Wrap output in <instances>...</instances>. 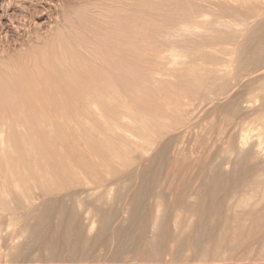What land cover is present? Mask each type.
<instances>
[{"label":"bare ground","instance_id":"6f19581e","mask_svg":"<svg viewBox=\"0 0 264 264\" xmlns=\"http://www.w3.org/2000/svg\"><path fill=\"white\" fill-rule=\"evenodd\" d=\"M120 1L128 6L134 14L141 16L150 26L155 25L157 22L169 21L170 34H168V37L175 36L174 38L176 39V36L186 32L190 33V31L196 32L195 30L198 28L195 26L198 25V22L197 24L195 23L196 20L195 22L192 21V25L191 23L188 24V19L191 18L193 11L196 10L195 1H197L196 4L201 5L198 0L193 1L194 4L190 3V0H118V2ZM128 12L130 11L128 10ZM202 21L204 23L207 22L203 19ZM166 26L165 30L168 29ZM107 29L109 28L107 27ZM210 29L212 28L210 27ZM120 30L122 31V29ZM194 32L192 34L197 33ZM251 32H253L251 36L252 43L250 45L243 43L244 45L241 46L245 48L239 46L240 55L235 52L239 56L236 59L239 64H237L238 68L230 77L226 76L224 78L227 83L222 84L220 82L222 85L217 88V94L226 92L229 84L233 83V81L240 83L246 78V75L250 74L253 76L255 74L254 77L251 76L252 79L248 83L249 85H254L258 81H262L260 84L254 85L253 90L250 91L254 99L260 101V103L254 106L249 99H239L240 101L236 102L233 99L232 101L234 102L231 105L228 103L231 109V113L227 112L229 117L227 116L228 119L226 120L229 130L225 133V127L223 128L221 124L224 132L218 139L221 141L220 150L212 154V158L209 161L210 182L213 184L210 190L211 195L208 193L209 197L196 201L193 198L196 196V192H192V190L190 192L189 190L190 193L185 195L183 194L185 190L180 192L179 188L178 192L182 193V195H178L176 206L178 209L184 210V213L174 210L177 214L169 217L174 220L172 227L168 226L172 221L169 222L166 210H163V213L162 211L160 212L161 204L157 202L154 206H148L140 196L136 195L138 191L132 195L129 193L131 191L126 192L127 194L129 193L128 200L127 198L124 199L122 190L116 189L117 187H125V182L127 184L139 174L138 170L142 165L141 161L147 158V153L161 139L172 130L176 132L180 127H183L185 131L189 130L191 128L190 125H192L191 121L186 122L183 120L184 118L180 113L178 114L180 117L176 116L178 117L177 121H183L182 124L180 123L181 126L178 124L179 126L176 127L177 123H174L168 117V119L164 118L166 114L164 117L157 115V118L154 116L153 125L144 126L141 129L139 126L136 127L133 121L126 122L125 119L130 120L126 118L128 117L127 114L120 110L112 117H105L107 120L96 122L94 120L100 118V114H96L100 113L97 112L99 106L96 98H108L111 96V92L103 88L104 84L107 86L105 82L108 81L109 74L107 76L105 74L99 75L96 79L93 77L85 78V81L81 84L86 85V87L82 88L81 84L80 86L75 85L68 74L64 72V69L55 62L52 63L50 71L42 74L43 71L39 68L41 73L37 74L39 70L37 73L30 72L32 67L35 69L37 66L35 67V64H33L30 67L24 54L21 55L24 52V48L16 51L18 56L15 57V59L17 58L15 63H13L14 60L13 62L8 61L6 64L3 61L11 55L8 57L9 52L5 47L0 49V118L4 119L3 121L7 120L4 123H0V168L5 172H2L5 176L9 174L11 177H26V179L32 177L40 182L39 185L42 187V192L38 194L35 192L36 194L34 195V186L32 188L31 185H25L24 192L21 193L19 191L20 187H16L15 190H12V188L7 190L5 189L7 184H0V243L1 240L3 241L2 244L4 243L3 251H1L3 247L0 248V264H239V262L246 260L250 264H264V22L260 27L253 28ZM183 35L186 36L185 34ZM42 38L44 37H39L38 35L39 40ZM44 41L46 42L47 39ZM143 43L141 42V45ZM202 47L204 48L205 46ZM142 48L144 47L142 46ZM174 50L170 51L169 48V51H166L167 53L164 56L175 58L176 51ZM72 51L74 52V49ZM20 55L25 60H22ZM44 55L42 60H45ZM75 55L74 53V57ZM69 57L72 58V55ZM116 58L117 66L121 68L123 64L121 54L116 56ZM169 58L167 57L168 60ZM104 59L106 58L104 57ZM163 59L165 61V58ZM175 59H178V56ZM33 60L35 63V59ZM173 60L171 63H173ZM47 63H44L46 67H48ZM84 66L87 65L84 64ZM210 67L212 68V66ZM234 67L236 66L234 65ZM206 68L204 69L205 72ZM34 69L32 68V70ZM100 69L102 70V67ZM210 70L208 72H211ZM86 71L88 73L89 70L86 69ZM157 73L159 72L157 71ZM206 75L208 76L209 74L207 73ZM203 76H201L202 79H204ZM208 78L207 80L210 81ZM205 79L204 82L207 81ZM211 80L214 79L211 78ZM166 82L168 83V81ZM137 84L142 83L138 82ZM192 84L194 85V83ZM212 86L214 87V84ZM201 87L204 88L205 86ZM197 90L208 91V88H198ZM193 91L197 92L196 90ZM217 94H215L214 98L217 97ZM228 94L230 95V93ZM114 96L113 98H115ZM187 98L190 99V97ZM114 105L116 106V104ZM63 106H66L70 111L67 116L69 119L66 122H59L58 119L55 122L49 121L52 118L51 115ZM121 106H124V104H121ZM226 107L229 108L228 106ZM112 108L114 109L113 106ZM220 108H222V105ZM227 108L224 109L226 110ZM128 111L131 112L133 110L130 111L128 109ZM194 113L193 110H189L183 116L194 115ZM27 116H31L34 119L33 126L37 129L36 132L40 134V143L30 142L27 140L29 133H25L17 136V143L22 146L20 150L5 149L4 126L13 130L24 127L27 124V120L24 123H21L23 121L16 122V120L25 119ZM234 117L235 119L236 117L242 118L241 122L234 124ZM10 118H13L15 123H10L8 121ZM248 119L249 122H247ZM98 120L101 121L100 119ZM238 123L239 127L236 130ZM71 127L82 129L84 133L80 135L71 133ZM22 129L26 132L28 130H26V127L25 130L24 128ZM137 131L139 134H136ZM8 135L10 134L7 133L6 136ZM168 136V139H163L164 141L157 152L153 153L150 159L152 163L158 162L161 165L174 162L178 164L180 159H188L191 156L192 152L187 153L189 149L186 152L180 148V145L184 142V134ZM9 137H7V142L10 141ZM218 140L215 142L217 143ZM8 145H11V143ZM214 146L215 144L209 146V148L211 147L210 151H212ZM200 154L202 155V153ZM192 155L194 156L193 153ZM197 161L199 162L200 158ZM17 163L25 165L27 172L23 174L19 172L18 166L16 167ZM170 165L171 169H174L172 164ZM229 165H233L230 175L225 173L224 170L226 168L227 171V166ZM155 169L158 170V168ZM165 169L164 171L166 172ZM146 175L148 176V174ZM162 175L164 174L162 173ZM171 175L169 173V177ZM143 176L141 175V177ZM244 177L247 180L241 187H244L243 189L249 188L253 193L238 195L239 193L236 192L238 187L236 190L234 186L237 185H234L232 187L235 191L231 190L235 193L231 195L219 194L223 191L220 190L218 192L217 183L224 181L235 183L239 180L241 181ZM158 181L161 182L162 180ZM156 182V176H152L148 185L142 187L152 190L155 188ZM162 182L164 183V180ZM162 182L159 188H161ZM62 184L68 185L67 188H63L65 185L62 187ZM169 184H171L170 181ZM192 186L194 187V185ZM34 190L36 191V188ZM245 190L244 192L248 191ZM126 191H128L127 188ZM192 198L195 201H192ZM38 199L41 200L39 203L36 202ZM16 225L18 226L17 229H15ZM13 226V230L9 229V227ZM219 227V231L216 232L215 230H218ZM230 231H232L231 236L228 234ZM231 259L234 261H227Z\"/></svg>","mask_w":264,"mask_h":264},{"label":"rangeland","instance_id":"374dc122","mask_svg":"<svg viewBox=\"0 0 264 264\" xmlns=\"http://www.w3.org/2000/svg\"><path fill=\"white\" fill-rule=\"evenodd\" d=\"M193 1L195 0H190V3L194 4ZM198 1L201 2V5L199 4L200 5L199 6L198 4H196L197 1H195L194 5H195L196 10L193 11L194 16L192 14L191 18L188 19V24L191 23V25H192V21L195 22L196 20L195 22L196 24L198 22V25H195L198 27L197 28L198 31L195 30L197 33L194 31H190V33L186 32V33H183L186 36H184L183 34H180L176 36V39H175L174 38L175 36L168 37V34H170L169 23H168L169 21L168 22L166 21L167 23L163 21L157 22L155 25L150 26L141 16L134 14V12H132L128 6L124 5L122 1L118 2V0H103V1L102 0H9V1L0 0V49H3L5 47V49H7L9 52L8 57L11 55L9 58L3 61L4 64H6L8 61L13 62L14 60L15 61L13 63H15L17 61V58L15 59V57L18 56L16 51L18 49L24 48L23 51L25 53L23 52L21 55L24 54L25 59L30 64V67H32L33 64H35V67L37 66L36 67L37 70H35L36 68L34 69V67H32L35 71L32 70L31 68L30 72L33 71L37 73V71L39 70V73L37 74H40L41 73L40 69H42L41 71H43L42 72L43 74L46 71H50L52 68V63L55 62L62 69H64V72L68 74V76L73 80V82L77 86H80V84L83 81H85V78L88 79V77L90 78L93 77L94 79H96L99 75L105 74L107 76L109 74L108 75L109 78L107 81L108 83L105 82L107 86L104 84L103 88H106L107 90L111 92V96H110L111 98L110 97L96 98V102L99 106L97 112H100V113H96V114H100V118H97L94 120L96 122H102L103 120H107L108 117L110 116L112 117L113 115H116V112H120V110L123 113L127 114L128 117L126 118H128L130 121L125 119L126 122L133 121L135 122L134 123L135 126L136 127L139 126V128L141 129H143L144 126L153 125L155 121L154 116H156L157 118V115L159 117L161 115L162 117H164L166 114V117L164 118L168 117L174 123H177L176 127H178L179 125L181 126L183 120H185L186 122L191 121L192 125H190L191 128L189 130L185 131L183 127H180L179 130H176L177 133L175 132V130H172L171 131L172 133L170 132L168 135L172 137V136H176L177 134H182V135L184 134V137H183L184 142L183 144L180 145V148L184 149L186 152L189 149L187 153L192 152L194 156L191 153V156L188 159L182 158L180 159V162H178V164L174 162L161 164V165H159L160 163L158 162L152 163L150 159L153 156V153L157 152L161 143H163L164 140L168 139L169 136L166 135L163 138L164 140L161 139L160 142L157 143L154 146V148L147 153V158L144 161H141L142 165L144 166L142 167L141 165L139 167V170H138L139 174L136 175V176L138 175L140 176L133 177L132 181L130 180L129 182H127L128 185L125 182L124 184L125 187H117V189L115 188L116 190H119V189L122 190L124 199L127 198L128 200L129 193H131L130 195H132L134 192L138 191L136 195L140 196V198L143 199L145 203L148 204V206L150 205L154 206L157 202L161 204L162 207L159 208L160 212L162 211L163 213V210H166V212L168 213L167 215H168L169 222L172 221L168 225L171 227L173 226L174 220L173 218H169V217L170 216L172 217L174 214H177L176 211H178L179 213L181 212L184 213V210H180L176 206V200H177L178 195H182V193L180 192L182 191L184 192L185 190V192L183 193L185 195L189 194L191 190L192 192H196V196L193 197L196 201L198 200L201 201L205 197H209V195H211L210 190L212 189L213 184H211L210 182L209 161L212 158L211 157L212 154H215L216 152L220 150L221 141H219L218 139L223 135L224 129L226 130L225 133H227V131L229 130L226 124V120L229 117V113H231L230 105L232 104V102L240 101L239 99L241 100L249 99L251 100L250 103L253 104L254 106L260 103V101H256L254 99V97L250 94V91L253 90L254 85H258L262 81H258L254 85L250 84L252 86H250L248 83L249 80H251L252 77L255 76V74L253 76L250 74L246 75L245 76L246 78L240 83H238L237 81H233V83L229 84L226 92L222 94H217L218 93L217 88L220 87V85L227 83V81H225L224 79L226 76L230 77L232 74L236 72L238 65H239L236 59L237 57H239L237 54L240 55L241 53L240 52V47H242L241 45H244L243 43L250 45L252 43L251 36L253 35V32H251V30L253 28L260 27L262 23L264 22V19H263L264 18L263 17L264 16V0L263 1L262 0H249V1L247 0H243V1L242 0H198ZM244 1L246 2L244 3ZM115 2H118L119 4ZM8 4L10 7L8 6ZM128 10L130 12H128ZM202 19L205 20V22L206 21L207 22L204 23ZM9 20L10 21L12 20V21L10 22ZM12 24H14L13 27H12ZM164 25L165 26L168 25L166 26L168 29L165 30ZM107 27L109 29H107ZM199 27H201V29H199ZM210 27L212 29H210ZM120 29H122V31ZM92 31H96V32H92ZM108 32L111 36L108 34ZM122 32H123V35H122ZM193 32L196 34H192ZM199 33L201 36L199 35ZM38 35L39 37L42 36L44 38L39 40ZM45 39H47L46 42L44 41ZM238 40H240L241 42ZM86 41L88 44L86 43ZM114 41L116 44L114 43ZM140 41L144 43L141 45ZM117 43L120 45H118ZM142 46L144 48H142ZM202 46H205V47L203 48ZM169 48H170V51L175 49L174 50L176 51L175 58H177L178 56L179 60L172 58V57L171 59L167 55L164 56V54H166L169 51ZM242 48H245V47H242ZM73 49H74V52L72 51ZM63 52L65 53L63 54ZM105 52H107V54H105ZM74 53L76 54L75 57H74ZM43 54H45L44 55L45 60H42ZM120 54H121V58L123 62L121 68L117 66V58H116V56ZM71 55H72V58L69 57ZM104 57L106 59H104ZM167 57L169 58V60L167 59ZM163 58H165L166 62L164 61ZM25 59H22V60H25ZM33 59H35V63ZM173 59L175 60V62ZM172 60H173V63H171ZM31 61L32 63H30ZM43 62L44 63L48 62L47 63L48 67H46V64H44ZM59 62H62V63H59ZM1 64L3 63L1 62ZM84 64H86L87 66H84ZM198 64H200L201 66ZM82 65L84 66V68L89 70L88 73L86 69L82 68L83 67ZM178 65H180L179 68H178ZM234 65L236 67H234ZM210 66H212V68ZM100 67H102V70L100 69ZM205 68H206V72L204 70ZM208 70H210L211 72H208ZM157 71L159 73H157ZM160 73H162L163 76ZM207 73L209 74L208 75L209 78L206 75ZM203 75L204 76L206 75V76L204 77ZM201 76H203L204 79L206 78L205 81L207 80V78L210 81L207 80L208 82L207 81L204 82V79H202ZM211 78H213L214 80H211ZM137 81L142 84L138 85ZM166 81H168V83ZM214 81L217 84V86L214 83ZM191 82L194 83V85ZM209 83L210 84L212 83V84L210 85ZM213 84H214V87L212 86ZM81 85H82V88L86 87V85H83V84ZM236 85L237 87H235ZM201 86H205L206 89L208 88V91L207 90L205 91L197 90L198 88H202V89L205 88ZM211 86L213 87V89ZM158 87L161 89H159ZM193 90H196L197 92ZM228 93H230V95ZM112 94L113 96L115 95L114 96L115 98H113ZM215 94H217L218 99L217 97L214 98ZM121 97H124L125 99ZM187 97H190V99ZM228 98L231 100H229ZM233 99L234 101H232ZM129 102L131 103L128 104ZM113 103L116 104V106ZM228 103H230V105ZM245 103L247 104V102ZM118 104L119 106H117ZM121 104L122 105L124 104V106H121ZM221 105H222V108H220ZM112 106L114 107V109L112 108ZM226 106H228L229 108H227ZM65 107L66 106L60 107L62 110L59 108L54 114L51 115L52 118H50L49 121L52 120V122H55L58 119L59 122H66L69 119L67 118V116L69 115L70 111L67 107L66 108ZM108 107L110 108V110ZM224 108H227L226 109L227 111ZM128 109L130 111L131 110L133 111L129 112ZM189 110H193L195 112L194 115L183 116V114H186L187 111ZM159 112L161 113L159 114ZM101 113L103 114V116L104 115L105 116L104 117L101 116L102 115ZM180 113H181V116L184 118L183 120H181V122L180 120L177 121V118L180 117V115L178 114ZM177 115L178 117H176ZM105 117L107 118L105 119ZM151 117L153 120L151 119ZM98 119H100L101 121H99ZM234 119L235 117L233 118L234 124L239 121L241 122L242 120V118H239V117L238 118L236 117L237 120L236 119L234 120ZM3 120L4 119L0 118V123H4L7 121V120L5 121ZM10 120H8L10 123L12 124L15 123V120L13 118H10ZM17 121L19 122L23 121L21 123L26 122L27 124L25 123L26 126L19 127L16 130H13V129H10L9 127L4 126L3 128L4 137L3 138L5 140V145H4L5 149L20 150L22 146H20V144L17 143V136L24 135L25 133H29L27 136V140H29L30 142L40 143V134L39 132H36L37 129L33 126L34 124L33 117L27 116V118L25 119L22 118L21 120H16V122ZM72 121L74 120L72 119ZM247 122H249V119L247 120ZM239 123L236 126V130H238ZM221 124L223 128L225 127L224 129L221 128ZM25 127H26V130L28 129L27 132L23 131L22 129L24 128L25 130ZM70 129H71L70 130L71 133H75L77 135L84 133V130L82 129H76L74 127L73 128L71 127ZM7 133L10 134L8 135L10 136L9 142H7L8 141V138H7L8 136H6ZM12 133H13V137H12ZM136 134H139V132L137 131ZM203 139H205L206 142ZM216 140H218L219 143L218 142L216 143L215 142ZM9 143H11L12 146L8 145ZM208 143L211 146L212 144H215L212 151H210L211 147L209 148L210 145ZM200 153H202V155ZM198 156L200 158L199 162L197 161L199 160ZM170 164H172V168L174 169H171ZM150 165L152 166L150 167ZM232 166L231 165L227 166L228 167L227 171H226V168L224 169L225 173L230 175V173L233 170ZM16 167L19 170V172H21L22 174L24 172H27L26 166L23 164L17 163ZM155 168H158V170ZM125 169L127 170V168ZM164 169L166 170V172L164 171ZM175 170L176 171L178 170V171L176 172ZM2 172L5 173L0 168V184L2 185L7 184L5 189L11 190L12 188V190H15L16 187H20L19 191L22 193L24 192L25 185H31L32 188L34 186L33 188L34 195L36 193L38 194L42 192L41 191L42 187L39 185L40 182H38L36 179L32 177H28L27 178L28 180L26 179V177L15 178L14 176L11 177L9 174L5 176ZM162 173L164 175H162ZM169 173L172 174L171 177H169ZM146 174H148V176ZM150 174H152L151 177L156 176L157 178V182L154 185L155 188H153L152 190H150L149 188H143L146 185H148V182L151 179ZM141 175L142 176L144 175V176L141 177ZM163 176L165 177V179ZM158 177L162 181L164 180V183L161 181L162 182L161 188H159L161 185L160 184L161 182L158 181L160 180ZM246 180L247 178L244 177L241 181L239 180L235 183L234 182L228 183V181H224V182L217 183L216 186H217V189H219L218 192L220 190H222L223 192H226V193L220 192L219 194L221 195H226V194L231 195L232 193H235L234 189L237 190V187H238V190L236 192L239 193L238 195H247V194L249 195L250 193H253L252 190H250L249 188L248 189L245 188L246 190H248L246 191L245 189H243L244 187H241L245 184ZM169 181L171 184H169ZM192 185H194V187ZM234 185H237V186H234ZM61 186L62 187L64 186L63 188H67L68 185L62 184ZM128 186L131 188V190ZM232 186H234V189ZM35 188H36V191L34 190ZM126 188L128 191H126ZM179 188H180V192H178ZM138 189L140 190V192ZM148 189L149 191L147 193ZM231 189L234 191L232 192ZM244 190L246 192H244ZM154 191L156 192L154 193ZM126 192H129V193L127 194ZM208 193L210 194L208 195ZM193 198H192V201H195L193 200ZM155 200H158V201L155 202ZM40 201L41 200L38 199L36 202L39 203ZM17 227L18 226L16 225L15 229H17ZM9 229L13 230L14 226L9 227ZM219 229L220 227L218 228V230L216 229L215 231L217 232L219 231ZM228 234L229 236H231L230 234H232V231H230ZM2 242L3 241L1 240L0 244H2ZM1 247H3L1 249V251H3L4 243L0 246V248ZM227 261H234V260L231 259ZM239 264H250V263H248V261L246 260L244 262H239Z\"/></svg>","mask_w":264,"mask_h":264}]
</instances>
